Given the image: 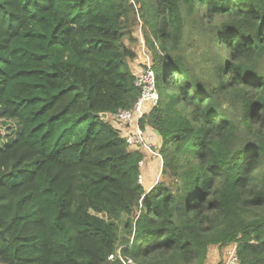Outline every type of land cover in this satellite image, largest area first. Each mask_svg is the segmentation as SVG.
Here are the masks:
<instances>
[{"label": "trees", "instance_id": "1", "mask_svg": "<svg viewBox=\"0 0 264 264\" xmlns=\"http://www.w3.org/2000/svg\"><path fill=\"white\" fill-rule=\"evenodd\" d=\"M184 13L209 25L205 70L178 49ZM136 23L159 94L141 126L163 138L149 190L113 124L141 92ZM0 117L18 125L0 264H206L231 243L264 264V0H0Z\"/></svg>", "mask_w": 264, "mask_h": 264}, {"label": "rangeland", "instance_id": "2", "mask_svg": "<svg viewBox=\"0 0 264 264\" xmlns=\"http://www.w3.org/2000/svg\"><path fill=\"white\" fill-rule=\"evenodd\" d=\"M133 29V37L135 41L133 43L134 48L139 52V58L136 60L135 68L143 66L142 62L145 61L143 56V40H142V32L141 28L137 25ZM207 22H203L200 18V15L195 16H188L184 13V23L182 29V36L179 43V51L184 54L186 63L195 70H205L208 63V45L206 44V37H205V29H207ZM141 50V51H140ZM108 119V118H107ZM120 127L123 129V125L119 123L117 128ZM146 130L150 131L152 135H155L154 129L151 127L150 124H145ZM18 129V125L14 120H7L0 117V142L4 140L5 137L12 134L15 136L16 131ZM145 130V133L147 131ZM157 134V133H156ZM150 141V140H149ZM151 142V141H150ZM155 142V143H154ZM152 141L151 144L153 146V150L161 155L159 149L162 147V143L157 145L156 141ZM155 145V146H154ZM145 154L149 156L152 155V159L148 160L153 164V173L148 176L146 172L142 174V184L149 190L152 186H154L158 181L162 180V168H163V157L161 155L158 156L157 154H149L145 151ZM144 162L145 159H142ZM168 180L167 178H165ZM221 259V257H220ZM219 259V261H220ZM219 261L216 263L218 264Z\"/></svg>", "mask_w": 264, "mask_h": 264}, {"label": "built area", "instance_id": "3", "mask_svg": "<svg viewBox=\"0 0 264 264\" xmlns=\"http://www.w3.org/2000/svg\"><path fill=\"white\" fill-rule=\"evenodd\" d=\"M142 53L145 58V61L142 62L143 66L133 68L135 84L141 89L140 96L132 108L120 110L116 115H114L115 119H113V124L115 127H117L119 123L123 125V129L120 127L117 129L121 130L131 148L140 149L143 152L145 150L149 154L153 153L161 157L158 151L155 152L153 150V146L146 136L145 129L141 126V120L146 113L148 105H157L159 100V94L156 89L155 72L150 64V57L144 47ZM139 165L141 169L139 180L142 182L145 162L141 160ZM223 248L224 250L218 264H239L238 244L231 243ZM110 258H113V256ZM125 263L134 264L131 258H126Z\"/></svg>", "mask_w": 264, "mask_h": 264}, {"label": "crops", "instance_id": "4", "mask_svg": "<svg viewBox=\"0 0 264 264\" xmlns=\"http://www.w3.org/2000/svg\"><path fill=\"white\" fill-rule=\"evenodd\" d=\"M136 64V60H132L130 62L131 67L135 66ZM147 131V138L152 142L156 141V144L159 145L161 143V138H159V135L155 133V135H152L150 131ZM155 143V142H154ZM145 154V152H144ZM152 157V155H150ZM148 154H145V167H144V172H146V174L148 176H150L153 173V164L151 162H148V160H151L152 158L150 157ZM224 248H220L217 246H211L209 249V255H208V259L206 264H216L220 257L221 254L223 253Z\"/></svg>", "mask_w": 264, "mask_h": 264}, {"label": "water", "instance_id": "5", "mask_svg": "<svg viewBox=\"0 0 264 264\" xmlns=\"http://www.w3.org/2000/svg\"><path fill=\"white\" fill-rule=\"evenodd\" d=\"M102 117L104 118V119H107L108 118V114L107 113H103L102 114ZM156 133L159 135V138H161L162 140H161V143L163 142V138H162V136L160 135V133L158 132V131H156ZM160 143V144H161Z\"/></svg>", "mask_w": 264, "mask_h": 264}]
</instances>
